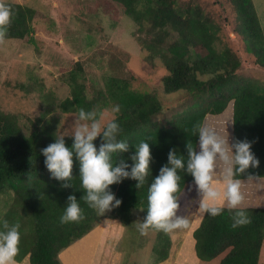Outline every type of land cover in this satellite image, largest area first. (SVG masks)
<instances>
[{
  "label": "trees",
  "instance_id": "16d2710c",
  "mask_svg": "<svg viewBox=\"0 0 264 264\" xmlns=\"http://www.w3.org/2000/svg\"><path fill=\"white\" fill-rule=\"evenodd\" d=\"M99 1L104 3L108 14L110 9L121 10L123 16L133 19L140 30L147 33L149 37L141 41V45L149 51L150 60L159 59L168 71L163 78L165 92L185 91L194 99L190 110L173 118L169 127H163L155 121L162 111L156 95L137 93L130 89L127 81L111 78L106 84L107 91L91 100L79 81L80 63H77L79 69L71 71V95L60 103L64 113L78 114L79 109L84 108L95 111L99 119L102 110L112 102L120 106L115 118L122 128L118 138L127 140L129 148L113 154L114 164L123 159L130 171L135 145L141 140L150 144L152 159L144 184L137 187L135 179L125 178L110 186L122 200L120 206L111 210L110 217L129 225L134 221V211L141 209L143 218L146 216L149 185L159 175L160 168L168 163L170 150L185 158V167L178 169L181 196L186 186L194 183L186 163L188 144L198 152L199 133L194 131V126L204 125L208 115L219 116L229 106H233L232 143L236 138H247L260 161L258 167L237 173L236 178L240 182L264 178V85L259 80L239 75L241 60L230 47H219L221 30L211 16L192 0ZM227 1L237 15L238 33L247 43L248 51L256 57L257 64L264 68V34L253 0ZM4 3L11 6L13 15L3 39H28L36 44L35 9ZM45 116L46 113L31 121L35 129L27 135L22 131L18 115L0 111V194L14 193L13 204L0 221V230H4V221L21 225L16 261H22L29 254L31 264H61L59 254L98 226L101 216L83 199L86 192L79 176L80 162L75 156L71 187H62L63 182L52 178L45 167V157L40 150L56 138L50 130L39 127ZM65 142L70 147L73 137H66ZM102 142L99 136L94 141L97 147ZM249 173L258 176L249 177ZM70 194L76 195L83 218L61 223L60 216ZM223 208L216 216L204 213L193 233L198 264H260L264 207H241L251 222L238 227L232 226L235 210L227 205ZM149 229L157 237L153 248L155 262L162 263L170 256V231Z\"/></svg>",
  "mask_w": 264,
  "mask_h": 264
},
{
  "label": "rangeland",
  "instance_id": "374dc122",
  "mask_svg": "<svg viewBox=\"0 0 264 264\" xmlns=\"http://www.w3.org/2000/svg\"><path fill=\"white\" fill-rule=\"evenodd\" d=\"M4 1L34 8L36 13L33 22L36 44L28 39H0V111L18 115L25 134L35 129L31 121L46 113L39 127L50 130L56 137L61 134H65L64 138L72 136L78 114L64 113L60 103L71 95L69 77L72 70L79 69L77 63L82 68L79 81L91 100L107 91L108 80L118 78L127 81L130 89L137 93L157 96L162 111L155 121L163 127H169L173 118L193 107L194 99L189 92H165L163 78L168 71L159 59L150 60L149 51L141 45V41L149 36L133 19L123 16L121 10L110 9L108 14L99 0ZM192 1L219 26V47H230L237 53L242 63L239 75L259 80L264 85V68L257 64L256 57L248 51L247 43L238 33L237 15L228 1ZM253 4L264 34V0H253ZM114 105L112 102L102 110L99 117L102 123L116 118V113L112 112ZM232 119L233 106H229L219 116L208 115L204 125L217 127L232 144ZM197 149L199 152V143ZM222 164L218 158V174ZM214 183L221 186L223 180L217 175ZM241 191L245 198L240 207H264V178L241 182ZM13 197L14 193L0 194V221L13 204ZM179 199L178 214L187 217L189 226L170 231L172 245L166 261L155 262L156 233L150 229L142 233L137 227L143 220L141 209L134 211V221L129 225L111 218V210L100 215L99 225L85 236L86 239L93 237L86 249L101 241L98 235L101 233L104 240L97 247L104 252L99 254L101 257L95 254L99 264H198L193 233L205 212L199 208L201 197L195 183L188 184ZM223 205H227L226 202ZM85 254L89 255L88 252ZM78 263L80 261L73 262ZM260 264H264V244Z\"/></svg>",
  "mask_w": 264,
  "mask_h": 264
},
{
  "label": "clouds",
  "instance_id": "9594fccd",
  "mask_svg": "<svg viewBox=\"0 0 264 264\" xmlns=\"http://www.w3.org/2000/svg\"><path fill=\"white\" fill-rule=\"evenodd\" d=\"M13 12L11 6L0 0V39L7 33ZM120 111L119 105H114L113 113ZM194 131L199 133L200 151L188 144L187 171L193 176L194 183L201 199L199 208L205 213L216 216L223 210L226 202L233 213V227L242 226L251 222L245 209L239 207L244 201L241 191V182L236 178L237 173L256 168L259 159L252 151V142L247 138H236L229 144L220 130L215 126L196 124ZM122 128L116 119L109 120L106 124L97 118L95 111H86L80 108L75 116L71 130L73 143L66 145L64 135L56 137L54 142L48 144L40 151L43 153L45 167L52 178L62 181V187H71L73 177V157L80 162V180L85 189V199L92 209L99 215L121 205L122 200L111 191L110 186L122 182L125 178L137 181V187L144 184L149 175L151 162V149L147 140H141L135 145V153L131 157L134 163L130 171L128 163L119 159L113 163L114 153H123L128 150L127 140L119 139ZM102 138V143L97 147L94 143L97 137ZM218 158L223 161L221 171L217 173ZM185 167V158L178 155L175 150H170L168 163L160 168L148 189L147 214L137 224L143 233L154 227L166 232L187 228L189 220L178 214L180 204V180L178 169ZM219 175L223 184L217 186L214 177ZM249 177H256L249 173ZM191 190V189H190ZM83 218V210L75 194H70L66 200V207L60 216L61 223L78 221ZM21 225H9L3 222L0 230V264H16L15 257L19 251Z\"/></svg>",
  "mask_w": 264,
  "mask_h": 264
},
{
  "label": "crops",
  "instance_id": "0c3cea01",
  "mask_svg": "<svg viewBox=\"0 0 264 264\" xmlns=\"http://www.w3.org/2000/svg\"><path fill=\"white\" fill-rule=\"evenodd\" d=\"M98 235H100L99 240H101V241H96L95 244H93V246H95V247L89 246L90 248L86 249L88 247V245H86V244L93 238L92 236H90L87 239L84 237L83 239L78 240V242L76 241L74 244H72L66 250L62 251L59 254V259L61 261V264H73V262L75 263L77 261H80V263H78V264H99L98 257H96L95 254H98V256L101 257V255H99V254H101V252H104L103 249L100 250V248L97 247L100 243H103L104 237L102 236L101 233H99ZM96 238H98V237H96ZM80 245H82V246H80ZM81 250L88 252L89 255H86L85 252H82L81 254L76 252V251H81ZM97 250H100V253H98ZM86 258H88V259L86 260ZM16 264H31L30 255L29 254L26 255L22 261H16Z\"/></svg>",
  "mask_w": 264,
  "mask_h": 264
}]
</instances>
